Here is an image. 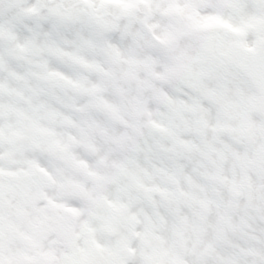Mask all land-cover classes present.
Returning <instances> with one entry per match:
<instances>
[{"label": "snow or ice", "instance_id": "1", "mask_svg": "<svg viewBox=\"0 0 264 264\" xmlns=\"http://www.w3.org/2000/svg\"><path fill=\"white\" fill-rule=\"evenodd\" d=\"M0 264H264V0H0Z\"/></svg>", "mask_w": 264, "mask_h": 264}]
</instances>
